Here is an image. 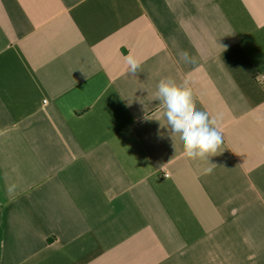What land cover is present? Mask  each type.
Returning <instances> with one entry per match:
<instances>
[{
  "label": "crops",
  "instance_id": "crops-1",
  "mask_svg": "<svg viewBox=\"0 0 264 264\" xmlns=\"http://www.w3.org/2000/svg\"><path fill=\"white\" fill-rule=\"evenodd\" d=\"M169 76L214 156L172 140ZM0 264H264V0H0Z\"/></svg>",
  "mask_w": 264,
  "mask_h": 264
},
{
  "label": "clouds",
  "instance_id": "clouds-1",
  "mask_svg": "<svg viewBox=\"0 0 264 264\" xmlns=\"http://www.w3.org/2000/svg\"><path fill=\"white\" fill-rule=\"evenodd\" d=\"M231 34L234 32L226 35ZM180 56L187 63H196V58L186 51L181 52ZM125 61L130 75L135 76L141 71V61L132 53L125 57ZM154 98L164 109L163 117L172 140L178 136L186 158L203 160L216 154L224 142L219 120L196 108L190 78L186 77L181 82L170 76L160 79ZM206 171L211 172L212 169ZM14 188L15 185H11L6 190L11 194Z\"/></svg>",
  "mask_w": 264,
  "mask_h": 264
},
{
  "label": "built area",
  "instance_id": "built-area-1",
  "mask_svg": "<svg viewBox=\"0 0 264 264\" xmlns=\"http://www.w3.org/2000/svg\"><path fill=\"white\" fill-rule=\"evenodd\" d=\"M164 176H165V177H169V175H168V174H164Z\"/></svg>",
  "mask_w": 264,
  "mask_h": 264
}]
</instances>
